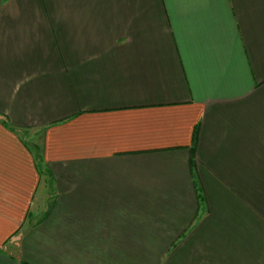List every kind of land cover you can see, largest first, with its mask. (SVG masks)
I'll return each instance as SVG.
<instances>
[{
  "label": "crops",
  "instance_id": "1",
  "mask_svg": "<svg viewBox=\"0 0 264 264\" xmlns=\"http://www.w3.org/2000/svg\"><path fill=\"white\" fill-rule=\"evenodd\" d=\"M0 264H264V0H0Z\"/></svg>",
  "mask_w": 264,
  "mask_h": 264
}]
</instances>
